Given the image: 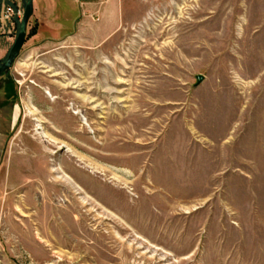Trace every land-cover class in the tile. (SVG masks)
Masks as SVG:
<instances>
[{"label": "rangeland", "instance_id": "1", "mask_svg": "<svg viewBox=\"0 0 264 264\" xmlns=\"http://www.w3.org/2000/svg\"><path fill=\"white\" fill-rule=\"evenodd\" d=\"M57 1L0 74V264H264V0Z\"/></svg>", "mask_w": 264, "mask_h": 264}, {"label": "crops", "instance_id": "2", "mask_svg": "<svg viewBox=\"0 0 264 264\" xmlns=\"http://www.w3.org/2000/svg\"><path fill=\"white\" fill-rule=\"evenodd\" d=\"M12 1V0H10ZM48 4L46 7L41 6L42 0H33V13L32 18H35L37 27L52 25V29H59L63 27L62 21L67 20L70 9L68 7L60 5V1L57 0H46ZM8 3L9 0H0V8L4 3ZM14 4L20 6V0H13ZM76 14L75 29L88 31L89 29H114L116 23V15L118 11L116 10L114 0H79ZM21 7V6H20ZM24 7V6H23ZM60 14L61 18L59 22H55L56 15ZM94 14L99 16V24L97 27L91 22V18ZM21 18H13L10 23L0 22V61L4 59L7 52L13 43L12 31H14L16 24ZM20 22V21H19ZM55 22V23H54ZM6 25V26H4ZM12 30V31H11ZM11 31V32H10ZM15 38V37H14ZM14 41V40H13ZM14 91L13 88L8 85L0 88V110L8 108L10 109L12 103L14 102ZM7 108V109H8ZM15 124V118L13 116L6 120V118H0V162L3 150L5 148V143L7 141V133L13 128ZM1 168V163H0Z\"/></svg>", "mask_w": 264, "mask_h": 264}, {"label": "water", "instance_id": "3", "mask_svg": "<svg viewBox=\"0 0 264 264\" xmlns=\"http://www.w3.org/2000/svg\"><path fill=\"white\" fill-rule=\"evenodd\" d=\"M32 13H33V0H25L22 16L19 22L18 31L16 33V36L14 38L11 47L7 52L5 59L0 63V74L3 71L9 69L16 60V58L19 56L20 50L23 46L26 37L27 23ZM197 79L200 81L202 80V77L198 76Z\"/></svg>", "mask_w": 264, "mask_h": 264}, {"label": "built area", "instance_id": "4", "mask_svg": "<svg viewBox=\"0 0 264 264\" xmlns=\"http://www.w3.org/2000/svg\"><path fill=\"white\" fill-rule=\"evenodd\" d=\"M23 10L15 8L10 3H4L0 8V22H12L13 18H20Z\"/></svg>", "mask_w": 264, "mask_h": 264}, {"label": "bare ground", "instance_id": "5", "mask_svg": "<svg viewBox=\"0 0 264 264\" xmlns=\"http://www.w3.org/2000/svg\"><path fill=\"white\" fill-rule=\"evenodd\" d=\"M44 93H45L50 99H53V98H54L53 94H52L50 91H48V90H44ZM73 113H76V112L73 111ZM38 129H40V128H38Z\"/></svg>", "mask_w": 264, "mask_h": 264}]
</instances>
